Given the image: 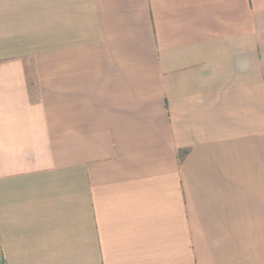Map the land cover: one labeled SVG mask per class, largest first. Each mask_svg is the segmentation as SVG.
Instances as JSON below:
<instances>
[{"label":"crops","instance_id":"1","mask_svg":"<svg viewBox=\"0 0 264 264\" xmlns=\"http://www.w3.org/2000/svg\"><path fill=\"white\" fill-rule=\"evenodd\" d=\"M0 260L264 264V0H0Z\"/></svg>","mask_w":264,"mask_h":264},{"label":"built area","instance_id":"2","mask_svg":"<svg viewBox=\"0 0 264 264\" xmlns=\"http://www.w3.org/2000/svg\"><path fill=\"white\" fill-rule=\"evenodd\" d=\"M0 264H6L4 260H0Z\"/></svg>","mask_w":264,"mask_h":264}]
</instances>
